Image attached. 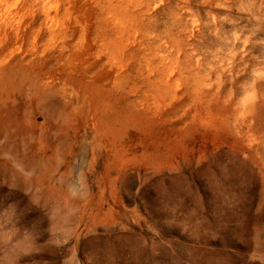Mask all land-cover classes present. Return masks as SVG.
Returning a JSON list of instances; mask_svg holds the SVG:
<instances>
[{"label": "rangeland", "instance_id": "obj_1", "mask_svg": "<svg viewBox=\"0 0 264 264\" xmlns=\"http://www.w3.org/2000/svg\"><path fill=\"white\" fill-rule=\"evenodd\" d=\"M3 162L0 264H264V0H0Z\"/></svg>", "mask_w": 264, "mask_h": 264}, {"label": "bare ground", "instance_id": "obj_2", "mask_svg": "<svg viewBox=\"0 0 264 264\" xmlns=\"http://www.w3.org/2000/svg\"><path fill=\"white\" fill-rule=\"evenodd\" d=\"M222 82H223V79L221 77L220 78V84L221 85H222ZM255 84L256 85H259L260 83H258V82L256 83L255 82ZM218 100H219V104H220V110L223 112V106L222 105L224 103H223V93H222V90L221 89L218 92ZM258 106H259L258 101H254V103L250 107V111L248 112L249 114L246 113L247 115L244 114L243 117L241 116L242 119H241V121L239 120L240 123L238 124V126H240V129H242L243 126L248 127L249 130L253 127L254 121H255V116H256L255 113H257ZM250 115H253L252 121H249V119H250L249 116ZM20 161L23 164H28V161H26V159H24V158L22 160H20ZM43 174H44V172H43ZM0 175H2L4 178H8V179L17 178L18 180H24V181L26 180V182H25L26 184H29L31 182V183H34V184H37V185L40 184L42 182V180L45 179V177H46V174H44L45 177L42 176L40 179L39 178H34V177H26L20 171H18L17 169H15L14 166H10L8 164V162H3L2 163V165L0 167Z\"/></svg>", "mask_w": 264, "mask_h": 264}]
</instances>
